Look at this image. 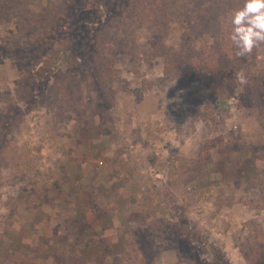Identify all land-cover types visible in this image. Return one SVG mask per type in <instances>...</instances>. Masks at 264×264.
<instances>
[{
	"label": "rangeland",
	"instance_id": "rangeland-1",
	"mask_svg": "<svg viewBox=\"0 0 264 264\" xmlns=\"http://www.w3.org/2000/svg\"><path fill=\"white\" fill-rule=\"evenodd\" d=\"M153 1L0 21V264H264V45L234 55L242 0Z\"/></svg>",
	"mask_w": 264,
	"mask_h": 264
},
{
	"label": "trees",
	"instance_id": "trees-1",
	"mask_svg": "<svg viewBox=\"0 0 264 264\" xmlns=\"http://www.w3.org/2000/svg\"><path fill=\"white\" fill-rule=\"evenodd\" d=\"M32 2L34 0H0V6L5 9L0 13V21L8 22L16 20L20 27V34L25 36L30 27L36 25V22H33L26 11L28 4ZM200 5L204 6L201 1L194 2V0H154L151 4L147 5V9L143 10L141 20L143 25L150 26L151 28H162L164 24L173 20L176 16L183 15L191 18V13L194 15L199 14L198 8ZM61 17L57 16L54 18V23L60 22ZM57 52L58 49L53 48L50 54L55 55Z\"/></svg>",
	"mask_w": 264,
	"mask_h": 264
},
{
	"label": "clouds",
	"instance_id": "clouds-1",
	"mask_svg": "<svg viewBox=\"0 0 264 264\" xmlns=\"http://www.w3.org/2000/svg\"><path fill=\"white\" fill-rule=\"evenodd\" d=\"M226 24L235 57L250 55L264 45V0H242V5L228 14ZM236 82L247 83L243 72L236 74Z\"/></svg>",
	"mask_w": 264,
	"mask_h": 264
},
{
	"label": "crops",
	"instance_id": "crops-1",
	"mask_svg": "<svg viewBox=\"0 0 264 264\" xmlns=\"http://www.w3.org/2000/svg\"><path fill=\"white\" fill-rule=\"evenodd\" d=\"M44 186L48 187L47 189H48L49 191H51L50 186H52V185H47V184H45Z\"/></svg>",
	"mask_w": 264,
	"mask_h": 264
},
{
	"label": "built area",
	"instance_id": "built-area-1",
	"mask_svg": "<svg viewBox=\"0 0 264 264\" xmlns=\"http://www.w3.org/2000/svg\"><path fill=\"white\" fill-rule=\"evenodd\" d=\"M101 165V164H100Z\"/></svg>",
	"mask_w": 264,
	"mask_h": 264
}]
</instances>
